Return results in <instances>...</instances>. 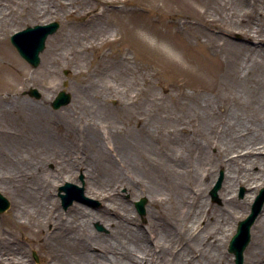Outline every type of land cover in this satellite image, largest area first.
<instances>
[{
  "label": "rangeland",
  "instance_id": "374dc122",
  "mask_svg": "<svg viewBox=\"0 0 264 264\" xmlns=\"http://www.w3.org/2000/svg\"><path fill=\"white\" fill-rule=\"evenodd\" d=\"M211 1L0 0V9H6L5 14L0 15V37L7 38L6 47L17 57L16 60L12 55L0 52V193L10 201V208L0 213V252L25 254V264H50L45 256L47 252L37 241L28 238V228H24L28 220L13 218L16 201L23 200L28 191V178L19 181L20 178L12 175L17 154L28 162V150L42 144L47 135L55 142L75 145L77 150L74 149L73 155L83 163L92 158V138L95 141L104 135L108 137L105 139L108 148L104 151L112 155L119 151L118 146L110 145L115 139L122 155L132 139L139 136L136 134L139 126L133 122L135 118H139L142 124L150 123L152 127L160 118L171 122L173 118L181 120L190 116L192 127L199 128L200 110L195 103L205 99L220 100L233 77L231 71L238 53L231 48V43L250 48L242 58L247 59L250 65L248 74L251 81L263 78L264 61L259 58L258 63L251 61L253 57L264 58L257 53V50L264 49L261 33L232 30L228 23L219 20L214 23L212 19L217 20V17L214 16ZM261 12L264 17V8ZM90 18L95 20L87 21ZM53 22H58L60 26L47 38L40 63L34 67L20 56L11 43V36L27 27ZM97 28L104 30L103 35L97 32ZM107 37L113 40L105 41ZM87 45L90 46L85 48ZM53 48L58 51L70 48L71 53L68 58L58 60L49 51ZM14 61V67L20 68L19 76L9 66ZM65 81L68 82L67 87L63 86ZM101 84L110 88L108 98L97 93ZM34 88L39 97L30 95ZM63 89L71 94V101L55 109L52 102ZM183 95H189L190 99H185ZM224 103L231 105L230 100ZM70 117L77 120L69 125ZM98 121L103 123L100 125ZM221 129V122H218V135ZM213 141L215 148L211 151L220 147L218 139ZM261 142L256 141V147L264 150ZM151 143L162 154L169 148L166 138ZM229 153L223 155V161L237 155L236 151ZM46 167L48 171H53L56 162H49ZM150 172L153 173L152 170ZM223 179L224 169L221 168L210 186L201 193L211 211L223 206ZM220 180L221 187L215 197L213 189ZM67 182L75 187L68 192L60 191ZM235 189L239 200L249 195L244 185ZM262 189L264 185L250 194V204L245 206L244 212L232 225H225L230 228L222 249L226 264H235L234 255L228 251L230 240L238 223L250 214ZM60 193L67 195V201L71 203L65 206ZM121 193L118 200L136 221L132 226H146L149 211L157 206H151L145 196L129 194L124 187ZM79 195L83 199H73ZM52 198L55 200L54 209L64 218L74 206L97 211L105 205L101 198L87 192V176L81 171L75 178L65 175L64 180L56 182ZM143 200L144 211H141L137 204ZM25 204L28 205V201ZM119 211L124 212L122 209ZM205 226L206 221H199L194 227L196 234ZM92 228L97 234L105 236L111 232L101 221L93 222ZM53 230L52 224L44 229L46 240L54 238ZM249 246L250 243L244 251V258ZM181 248H177L178 252ZM94 251L101 252L96 248L91 250ZM34 252L39 263L34 258ZM197 252L194 256L190 255L197 259V255H201Z\"/></svg>",
  "mask_w": 264,
  "mask_h": 264
},
{
  "label": "bare ground",
  "instance_id": "6f19581e",
  "mask_svg": "<svg viewBox=\"0 0 264 264\" xmlns=\"http://www.w3.org/2000/svg\"><path fill=\"white\" fill-rule=\"evenodd\" d=\"M211 6L217 17V20L212 19L214 23L219 20L228 23L232 30L249 34L260 32L264 39L261 12L264 0H212ZM5 11L1 7L0 15ZM97 32L103 35L104 30L97 28ZM106 40L113 39L107 37ZM6 41L5 36L0 37L1 54L12 55L17 60L6 47ZM230 45L238 53L231 71L233 77L220 100L205 99L195 103L200 110L199 128L192 127L190 116L181 120L173 118L171 122L160 118L152 127L135 118L133 122L139 126L136 131L139 136L130 138L132 142L122 155L115 139L110 145L118 146L120 152L112 155L104 151L108 148L105 142L108 137L104 135L95 141L92 138V158L83 163L73 155L75 145L55 142L47 135L42 144L28 150V162L22 155H16L15 171L11 174L20 178L19 181L28 178V196L19 203L16 201L13 218L28 220L24 225L28 228V238L37 241L47 252L45 256L50 264H226L222 249L230 228L225 225H232L241 216L245 206L250 204V194L264 185V150L258 149L255 143L260 140L264 147V76L251 81L250 65L242 58L250 48L236 43ZM49 51L58 60L68 58L71 53L70 48ZM257 53L264 57V49ZM258 58L264 61L260 57H253L251 61L256 63ZM15 64L16 61L9 66L19 76L20 68L14 67ZM109 89L107 84H101L97 93L108 98ZM126 94L128 96L129 89ZM183 96L190 99L189 95ZM226 100H230V106L224 103ZM76 120L72 117L69 125ZM218 122L222 128L220 135L216 131ZM186 129L188 132H182ZM244 134L247 136L243 137ZM159 138L168 141L169 148L164 154L151 143ZM214 138L218 139L220 147L211 151L215 148ZM230 151H236L237 155L223 161V155L227 156ZM52 161L56 162V168L48 171L46 166ZM221 168L224 169L223 206L211 211L201 193ZM80 171L87 176V192L101 198L105 205L97 211L74 206L64 218L54 209L52 189L65 175L75 178ZM240 185L246 186L249 192L243 200L235 193ZM123 187L129 194L145 196L151 206H157L149 211L146 226H132L136 221L118 200ZM201 220L206 221V226L196 234L194 227ZM95 221L103 222L111 232L107 236L97 234L92 228ZM50 224L54 238L46 240L44 229ZM94 248L101 252H91ZM197 251L201 255L195 259ZM26 260L22 253L0 252L1 264H25ZM244 262L264 264V206L252 227Z\"/></svg>",
  "mask_w": 264,
  "mask_h": 264
},
{
  "label": "water",
  "instance_id": "95a60500",
  "mask_svg": "<svg viewBox=\"0 0 264 264\" xmlns=\"http://www.w3.org/2000/svg\"><path fill=\"white\" fill-rule=\"evenodd\" d=\"M59 23L53 22L47 25H36L34 27H27L26 29L16 33L11 37V42L17 48L19 54L28 61L32 66L36 67L40 63V53L45 49L46 39L50 34H53L57 31ZM68 82H64V87H67ZM30 95L39 97V92L37 89H32ZM71 94L66 91V89L61 90L54 101L52 106L55 109L70 103ZM72 187H75L72 183L67 182L64 186L60 188V191H70ZM220 187V182L213 190V195L216 196V192ZM61 198L65 203H71L67 201V195L61 194ZM76 200L83 199L82 195L76 196ZM144 200L138 203V207L141 211L143 209ZM264 204V189L261 190L260 195L257 197L255 204L253 205L252 213L248 218L241 221L238 226L237 233L233 236L229 251L234 253L236 257V264H243V252L246 246L250 241V228L255 221L256 217L260 213L262 206ZM10 207V201L0 193V213L7 211ZM36 262L39 263L38 256L36 253H33ZM40 264V263H39Z\"/></svg>",
  "mask_w": 264,
  "mask_h": 264
}]
</instances>
